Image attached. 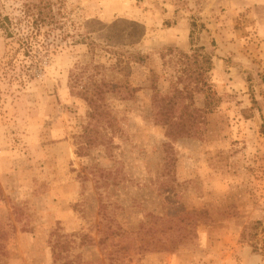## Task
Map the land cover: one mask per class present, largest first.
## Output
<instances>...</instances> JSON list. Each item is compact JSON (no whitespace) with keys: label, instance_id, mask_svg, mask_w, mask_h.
<instances>
[{"label":"rangeland","instance_id":"374dc122","mask_svg":"<svg viewBox=\"0 0 264 264\" xmlns=\"http://www.w3.org/2000/svg\"><path fill=\"white\" fill-rule=\"evenodd\" d=\"M40 1L0 0V264H264L262 60L210 75L204 0H52L20 55Z\"/></svg>","mask_w":264,"mask_h":264},{"label":"crops","instance_id":"0c3cea01","mask_svg":"<svg viewBox=\"0 0 264 264\" xmlns=\"http://www.w3.org/2000/svg\"><path fill=\"white\" fill-rule=\"evenodd\" d=\"M194 0H179V2ZM204 10L195 15L205 25L204 41L215 40L217 46L212 57L214 79L227 80L229 76L248 75L254 65L264 55V0H204ZM179 8V7H178ZM179 11L176 22L164 30V35L171 36L165 44L181 49L189 47V25ZM196 18V19H197ZM259 56V57H258ZM229 75V76H228ZM228 76V77H227Z\"/></svg>","mask_w":264,"mask_h":264},{"label":"trees","instance_id":"16d2710c","mask_svg":"<svg viewBox=\"0 0 264 264\" xmlns=\"http://www.w3.org/2000/svg\"><path fill=\"white\" fill-rule=\"evenodd\" d=\"M55 6V3H53L52 0H41L39 4L34 5V9L28 10L26 17L28 20V32H27V37H26V44L25 47L22 50V53L20 55H28L29 52H36L38 53L41 48H45L43 37L45 35L44 29L53 24L57 23V15L58 13H55L53 8ZM61 13H59L60 15ZM8 25H9V18L7 16L1 17L0 16V30H3L6 32V35H9L8 30ZM8 37V36H7ZM43 41V42H42ZM12 43L15 46L10 43V48L7 53L8 61L4 64L3 68L4 70V75H8L10 73V66L14 67L13 61L15 60L17 56V51L24 46V44L19 43L18 41L13 40ZM23 64V63H22ZM90 107L93 109V114H101L104 115V111L101 110V106L98 105V103L91 99L89 101ZM255 250L257 249L254 247Z\"/></svg>","mask_w":264,"mask_h":264}]
</instances>
